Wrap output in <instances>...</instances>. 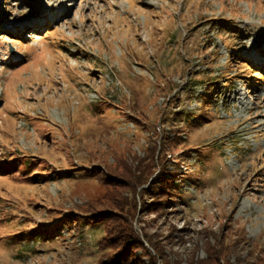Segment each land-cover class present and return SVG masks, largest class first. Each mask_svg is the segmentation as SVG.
<instances>
[{
  "label": "rangeland",
  "instance_id": "obj_1",
  "mask_svg": "<svg viewBox=\"0 0 264 264\" xmlns=\"http://www.w3.org/2000/svg\"><path fill=\"white\" fill-rule=\"evenodd\" d=\"M136 1L0 0V264H264V0Z\"/></svg>",
  "mask_w": 264,
  "mask_h": 264
},
{
  "label": "trees",
  "instance_id": "obj_2",
  "mask_svg": "<svg viewBox=\"0 0 264 264\" xmlns=\"http://www.w3.org/2000/svg\"><path fill=\"white\" fill-rule=\"evenodd\" d=\"M123 230L125 231V230H127V228L125 227ZM133 238H134V237H133ZM133 238H132V239H129L128 241H129V242L132 241Z\"/></svg>",
  "mask_w": 264,
  "mask_h": 264
},
{
  "label": "bare ground",
  "instance_id": "obj_3",
  "mask_svg": "<svg viewBox=\"0 0 264 264\" xmlns=\"http://www.w3.org/2000/svg\"><path fill=\"white\" fill-rule=\"evenodd\" d=\"M135 2L137 3V1L135 0Z\"/></svg>",
  "mask_w": 264,
  "mask_h": 264
}]
</instances>
